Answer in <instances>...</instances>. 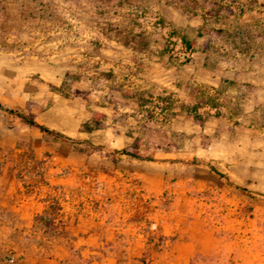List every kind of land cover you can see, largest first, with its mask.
Masks as SVG:
<instances>
[{"label": "rangeland", "instance_id": "374dc122", "mask_svg": "<svg viewBox=\"0 0 264 264\" xmlns=\"http://www.w3.org/2000/svg\"><path fill=\"white\" fill-rule=\"evenodd\" d=\"M182 1L187 12L198 10L209 28L225 23L218 30L231 37L227 24L240 13L238 4ZM131 4L159 13L147 3ZM9 24L12 30L13 22L0 23V29ZM35 41L5 40L0 31V51ZM12 76L14 71L0 69L4 108L32 113L39 123L82 142L73 145L42 133L0 109V264H111V257L114 264H264V193L242 190L212 171L204 152L181 157L160 150L170 143L166 134L152 140L150 134L137 136L141 153L152 159L115 153L98 143L96 134L79 137L63 117V109L74 104L61 102L46 111L49 98L24 102L16 98ZM207 142L201 138L202 147ZM182 254L185 263L176 261Z\"/></svg>", "mask_w": 264, "mask_h": 264}, {"label": "crops", "instance_id": "0c3cea01", "mask_svg": "<svg viewBox=\"0 0 264 264\" xmlns=\"http://www.w3.org/2000/svg\"><path fill=\"white\" fill-rule=\"evenodd\" d=\"M225 1L242 8L230 15L229 39L218 30L225 23L209 28L182 0H0V23H14L12 30L11 24L0 29L3 38L36 40L4 47L0 69L14 71L16 98L24 102L49 98L46 111L74 104L63 117L79 137L96 134L98 143L121 149L142 133L152 140L158 130L170 139L160 150L181 157L204 152L229 180L264 193V0ZM134 2L157 8L190 46L187 62L170 58L130 16ZM28 21L41 25L29 28ZM93 112L102 114L101 125L79 130ZM176 261L188 259L182 254Z\"/></svg>", "mask_w": 264, "mask_h": 264}, {"label": "trees", "instance_id": "16d2710c", "mask_svg": "<svg viewBox=\"0 0 264 264\" xmlns=\"http://www.w3.org/2000/svg\"><path fill=\"white\" fill-rule=\"evenodd\" d=\"M185 44L190 49V46L186 42H185ZM66 75H67V73H66ZM75 93H77V92H75ZM0 109L5 110L6 112H8L9 114H11L15 117L21 118L28 126L33 127L42 133L49 134V135H51L57 139H60L62 141L70 142L73 145H78L82 142L79 139L67 136V135H65V134H63L57 130L49 128L48 126H46L42 123H39L38 121L35 120L34 115L32 113H24V112H21L17 109H14V108H4L1 104H0ZM193 117H194V120L198 123H201L203 121L202 116L196 112L193 114ZM101 118H102L101 113L93 112L91 117L80 125V128L82 130H85V131H91V130H93V129H95L101 125V122H100ZM154 132H155V135H157L158 137L160 135H164V133L159 132L158 130H155ZM205 140H208V137L203 135L202 136V144L203 145H205ZM140 144H141V139L139 137H135L128 146L121 148V149H115L114 152L118 153V154L127 155L129 157L138 158V159H152L151 157H148V156L146 157L141 153ZM89 145H91L92 147H95V148L101 147L99 145H93L90 143H89ZM168 145H170V143L167 142L165 144V148ZM166 151H169V150H166ZM201 162H203V161H201ZM209 167L212 171H215L221 177H226L223 173L217 172L213 168L212 165L209 164ZM241 189L245 190L246 188L242 187Z\"/></svg>", "mask_w": 264, "mask_h": 264}, {"label": "built area", "instance_id": "2783aa9c", "mask_svg": "<svg viewBox=\"0 0 264 264\" xmlns=\"http://www.w3.org/2000/svg\"><path fill=\"white\" fill-rule=\"evenodd\" d=\"M128 11L147 34L159 36L167 55L175 62L185 63L190 59L191 51L182 37L173 31L168 22L161 20L159 13L154 8L131 4Z\"/></svg>", "mask_w": 264, "mask_h": 264}]
</instances>
